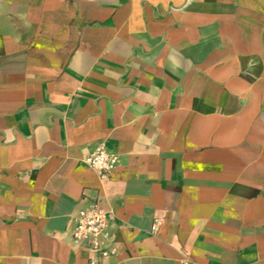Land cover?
<instances>
[{
	"label": "crops",
	"instance_id": "1",
	"mask_svg": "<svg viewBox=\"0 0 264 264\" xmlns=\"http://www.w3.org/2000/svg\"><path fill=\"white\" fill-rule=\"evenodd\" d=\"M91 203L96 264H264V0H0V264H89Z\"/></svg>",
	"mask_w": 264,
	"mask_h": 264
},
{
	"label": "built area",
	"instance_id": "2",
	"mask_svg": "<svg viewBox=\"0 0 264 264\" xmlns=\"http://www.w3.org/2000/svg\"><path fill=\"white\" fill-rule=\"evenodd\" d=\"M83 161L99 178L107 179L115 169L118 158L114 153L99 147L93 153L86 155ZM107 218L108 213L94 203L80 208L73 218L71 238L92 253L89 264H96L114 253V249L110 246Z\"/></svg>",
	"mask_w": 264,
	"mask_h": 264
}]
</instances>
